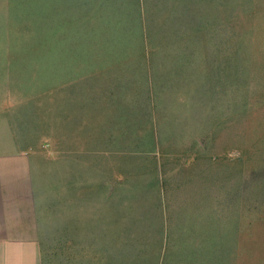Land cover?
<instances>
[{"label": "rangeland", "instance_id": "1", "mask_svg": "<svg viewBox=\"0 0 264 264\" xmlns=\"http://www.w3.org/2000/svg\"><path fill=\"white\" fill-rule=\"evenodd\" d=\"M3 132L47 170L42 264L76 213L96 264H264V0H0Z\"/></svg>", "mask_w": 264, "mask_h": 264}, {"label": "crops", "instance_id": "2", "mask_svg": "<svg viewBox=\"0 0 264 264\" xmlns=\"http://www.w3.org/2000/svg\"><path fill=\"white\" fill-rule=\"evenodd\" d=\"M79 138L76 136L75 164L79 162ZM73 153H62V189L69 185L68 177L71 174L69 163ZM40 156L35 151V145L25 139L12 137L10 134L0 133V264H42L41 241L44 226L43 206L46 191L44 175L47 170L42 167ZM92 163L90 162V168ZM92 168L90 169V171ZM79 172L78 165L75 167ZM76 175L75 184L78 179ZM77 193V192H76ZM63 198V196H62ZM78 218L76 213L73 218L74 239V264H96L93 258L92 243L81 245L86 248L83 255L78 242L84 237V242H97V218ZM82 221V222H81ZM71 223V222H70ZM64 226H70L71 224ZM79 226H84V234L80 235ZM65 236L71 235L72 228H66ZM81 237V238H80ZM66 239V238H65ZM88 257V258H86Z\"/></svg>", "mask_w": 264, "mask_h": 264}, {"label": "trees", "instance_id": "3", "mask_svg": "<svg viewBox=\"0 0 264 264\" xmlns=\"http://www.w3.org/2000/svg\"><path fill=\"white\" fill-rule=\"evenodd\" d=\"M257 40V39H256Z\"/></svg>", "mask_w": 264, "mask_h": 264}]
</instances>
